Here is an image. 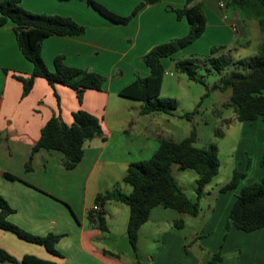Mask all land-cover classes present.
I'll return each instance as SVG.
<instances>
[{
  "label": "crops",
  "instance_id": "crops-1",
  "mask_svg": "<svg viewBox=\"0 0 264 264\" xmlns=\"http://www.w3.org/2000/svg\"><path fill=\"white\" fill-rule=\"evenodd\" d=\"M95 1L122 16L129 15L139 2L144 4L125 24H120L100 15L85 0H20V5L29 11L69 16L85 27L79 35H50L41 43V56L48 69H53L54 57L61 55L66 65L88 69L106 78L100 90H85L80 102L70 87L62 84L52 87L41 77H36L29 92L22 96V83L13 74L27 76L32 63L23 57L17 45L13 23L0 25V195L13 209L7 216L8 221L34 235L59 236L55 244L58 253L52 254L43 245L0 228V248L16 259L29 254L58 264H264V226L245 232L235 227L226 229L223 222L240 189L259 181L263 175L260 166L264 149L263 118L249 121L256 126L255 141L254 134L243 133L238 138L240 143L233 152L236 165L230 172L232 175L234 170L240 171L244 176L236 186L220 191L230 175L223 183L215 182L216 189L207 187L212 179L203 188L201 196L210 191L213 196L204 230H212L214 219L220 218L217 236L204 241L202 235H186L182 230L183 220L182 228L177 229L173 219L169 222L165 212L153 207L138 229L133 250L126 234V204L109 199L100 205L106 229L88 220L87 211L92 208L96 194L103 193L98 191V175L111 172L117 174L118 180L121 175L115 167L125 171L131 161L149 157L166 136L152 113L141 114V101L139 113L147 115L149 120H142L135 128L138 120L128 118L127 113L131 114L128 107H121L110 99L119 95V90L135 77L149 74L142 56L151 47L181 37L189 28L185 18L177 19L175 12L167 8H180L185 0ZM199 1L205 28L187 46L197 47L199 44L194 43L204 38L213 39L205 48L215 42H230L242 30L243 19L236 11H231L230 18H223L225 7L218 5L221 0ZM231 24L237 26L236 33ZM187 46L174 56L182 58L178 53ZM161 62L164 68L173 66L168 58H162ZM78 109L101 119L104 139L101 135L86 139L80 161L70 169L64 167L63 156L57 150L41 148L31 153L41 127L52 115L69 124L72 112ZM230 121H235L234 113ZM126 154L139 157L129 159ZM4 172L17 179L6 178ZM173 213L181 218L188 215ZM208 251L218 252L222 261L209 263L204 259ZM0 264L14 263L0 261Z\"/></svg>",
  "mask_w": 264,
  "mask_h": 264
},
{
  "label": "trees",
  "instance_id": "trees-1",
  "mask_svg": "<svg viewBox=\"0 0 264 264\" xmlns=\"http://www.w3.org/2000/svg\"><path fill=\"white\" fill-rule=\"evenodd\" d=\"M100 15L107 19L125 24L142 6L139 2L127 16L116 14L95 0H85ZM224 7L236 11L242 18L256 19L261 32V42L256 53L247 58L229 60L223 54L213 56L218 51L212 47L208 61L212 70L219 72L227 65L238 66L221 76L218 84L212 88L229 89L228 104L232 107L234 119L237 121H253L264 119V0H222ZM167 8L175 12L177 19L185 18L189 28L185 35L171 38L166 42L151 47L143 56V62L149 68L145 77L137 76L119 90V95L142 102L141 114L154 112L170 113L177 106L172 97H160L162 78L165 68L161 59L168 58L178 73L185 74L189 79L202 82L195 74L193 58H176L175 52L198 38L205 28V17L199 0H185L180 8ZM13 23V31L17 45L25 59L32 63V70L27 76L13 74L22 83V96H25L33 85L36 77L44 78L50 86L62 84L74 90L80 102L83 92L87 89L100 90L105 81L102 75L83 68L66 65L63 56L57 55L53 60V69L47 68L41 56L42 40L50 35H79L85 27L69 16L45 14L29 11L20 5V0H0V25ZM244 69L239 70V69ZM196 109L185 112L181 116L191 118ZM71 122L65 123L59 116L52 115L40 129V134L31 146V153L38 149L57 150L63 156L65 168H73L83 155V142L96 135L102 136L101 119L83 109L72 112ZM229 121V120H228ZM264 137V130H263ZM196 131L192 128L188 136L181 140L161 138L157 149L147 158L131 161L125 170L122 181L129 184L128 193L106 191L96 194L94 203L102 205L106 200L114 199L128 206L126 234L133 250L136 248L138 229L149 216L153 207L174 209L180 213L197 215L199 199L203 188L217 174L219 169L218 147L215 143L206 146L195 145ZM177 164L178 169L195 171V198L190 199L177 184L171 173V165ZM260 166L264 171V149L260 158ZM8 179L16 176L4 172ZM243 172L234 170L227 183L220 191L232 189ZM13 211L8 202L0 195V228L6 229L17 237L39 243L52 254H57L55 244L58 235L48 233L44 236L34 235L8 221L7 216ZM87 218L100 229H106L104 211L90 208ZM175 227L182 226L178 219ZM264 226V172L259 181L243 186L228 212L225 228L235 227L245 232ZM221 260L220 254H214L211 263ZM0 261L14 264H58L51 260L41 259L34 255H23L16 259L0 248ZM139 264V263H136Z\"/></svg>",
  "mask_w": 264,
  "mask_h": 264
},
{
  "label": "rangeland",
  "instance_id": "rangeland-1",
  "mask_svg": "<svg viewBox=\"0 0 264 264\" xmlns=\"http://www.w3.org/2000/svg\"><path fill=\"white\" fill-rule=\"evenodd\" d=\"M224 10L226 17L230 18L231 11L233 10L228 7H225ZM242 19L243 24L240 20V23L242 24V30L240 31L237 30L236 25L231 24V28H235V30L232 29L233 33H236L237 31L239 33L234 37V39H232V41L215 42L214 44L211 43L208 45V48H205V45L209 41H213V39L204 38L201 41L198 40L194 43L199 44L197 47L194 45H189L186 47L185 51L178 53L182 54V58H193L195 64L197 65L195 68V74L197 77L201 78L202 82L191 80L185 74L176 72L172 65L165 68L159 96L175 98L177 100V106L170 113H152V115L155 116L154 119L156 120V124L161 125L164 132H166V136H163L164 138L176 141L181 140L188 136L190 130L194 128L196 131V146H206L209 142L215 143L217 145L220 165L217 174L212 178V182L207 186H213L214 189H216V185H213L215 182L223 183L229 179L231 175L230 170L234 167V165H236L234 163L233 152L236 149V145L238 146V143H240L238 139L239 136L243 133L254 134V141L257 137L256 126L251 125L249 121H230V118L233 114V109L227 103L230 92L229 89L220 90L218 88H212V85L219 83L221 76L225 75L232 69H236L238 66L229 64L223 70L216 72L211 69L210 63L208 61L212 47L218 48V51L214 53L213 56L223 54L232 61L239 58H247L256 53L261 42V32L259 30L257 20L252 18ZM239 70L245 71L241 68ZM110 100H115V102L120 103L121 107L125 105L128 107V110L131 112V114L127 113L128 118L132 121L138 120L136 122L135 128L138 127L142 120H145V122L149 120H147V115L144 116L139 113V104L141 103L139 100L121 95H115V98H111ZM193 109H196V113H194L191 118L181 116L183 113L191 112ZM126 155L129 159H135L136 157H139L134 154ZM115 168L116 172L121 175L120 178L116 180L115 176L117 174L111 172L105 171L100 173L97 178L99 182L98 191L104 193V189H106V191L115 190L125 192L130 187L129 184L122 181L125 171L119 166ZM240 169H242V167H240ZM171 173L185 194L190 199H194V179L196 177L195 171L191 169H178L177 164L173 163L171 165ZM212 200L213 196L211 191L209 194H203L199 200V210L197 215L193 216L188 214L184 215L183 218L173 213L176 212L174 209L156 206V209L154 210H161V212H165L166 218L169 222H171L173 219L172 224L174 227V223L181 218L185 224V228L182 230L186 235H202L203 237L201 239L205 241L219 234V229L216 227L217 222L220 221V218L214 219L216 222L213 223L212 230H204V227L207 223L206 220L209 217V210L212 207ZM107 205L108 203H105V208L108 207ZM228 212L224 216L223 222H226ZM175 228L181 229L182 227ZM189 245L191 246L192 243ZM205 255L206 256L204 259H207L208 262L211 263V260L214 257L213 251H208L205 253ZM221 261L222 260L218 262Z\"/></svg>",
  "mask_w": 264,
  "mask_h": 264
},
{
  "label": "built area",
  "instance_id": "built-area-1",
  "mask_svg": "<svg viewBox=\"0 0 264 264\" xmlns=\"http://www.w3.org/2000/svg\"><path fill=\"white\" fill-rule=\"evenodd\" d=\"M218 5H219L221 8H223V7H224V3H223V1L221 0V1L218 3ZM223 18H226V15H225V14H223ZM232 29L235 30L234 27H233ZM92 208L95 209V210H99V209H100V205L94 203L93 206H92Z\"/></svg>",
  "mask_w": 264,
  "mask_h": 264
},
{
  "label": "water",
  "instance_id": "water-1",
  "mask_svg": "<svg viewBox=\"0 0 264 264\" xmlns=\"http://www.w3.org/2000/svg\"><path fill=\"white\" fill-rule=\"evenodd\" d=\"M153 1H155V0H147L148 3H152Z\"/></svg>",
  "mask_w": 264,
  "mask_h": 264
}]
</instances>
